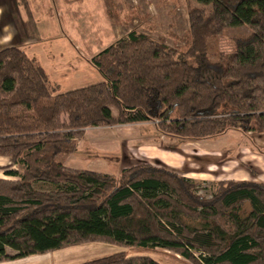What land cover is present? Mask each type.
Segmentation results:
<instances>
[{
  "label": "trees",
  "instance_id": "trees-1",
  "mask_svg": "<svg viewBox=\"0 0 264 264\" xmlns=\"http://www.w3.org/2000/svg\"><path fill=\"white\" fill-rule=\"evenodd\" d=\"M196 1L211 10L190 9L187 51L132 30L92 58L103 80L83 87L63 91L23 48L0 50V156L23 167L0 178V262L106 242L194 264H264L263 181L223 179L207 196L159 161L116 176L58 160L92 126L154 123L184 142L264 134V0ZM244 26L250 34L213 60L210 39ZM78 264L162 263L120 250Z\"/></svg>",
  "mask_w": 264,
  "mask_h": 264
},
{
  "label": "rangeland",
  "instance_id": "rangeland-1",
  "mask_svg": "<svg viewBox=\"0 0 264 264\" xmlns=\"http://www.w3.org/2000/svg\"><path fill=\"white\" fill-rule=\"evenodd\" d=\"M143 1L150 4L152 13H156V21L152 25H147L145 13L138 15L136 10L131 11L129 4L122 8L118 0H105V12L134 26V30L142 32L148 30V34L153 38L176 47L180 52L187 51L191 44L188 20L190 9L197 7L206 10L207 13L211 10V5L196 0ZM134 15L142 18L143 23L140 19L133 23ZM154 19L152 15L151 20ZM250 32L248 26L230 28L223 35L211 38L210 57L218 60L220 52L234 50V37H246ZM56 43L55 50L60 54L65 51L73 52L75 48L65 38H60ZM59 77L55 82L61 84L59 86L63 91L103 80L102 75L92 65L80 69L79 73L69 74L68 79ZM111 109L114 115H117V109L115 107ZM58 160L64 164H72L76 168H87L116 176L121 174L122 169L144 162L142 160L157 164L160 162L184 173L187 177L202 181L200 192L208 196L222 179L248 177L250 180L264 182V134H243L231 130L217 139L184 142L182 138L162 134L154 123L92 126L86 129L85 137L79 140L77 152L64 154ZM10 162L5 166V170L0 172L2 178L12 177L6 174L11 168L22 171L21 165ZM1 163L3 162L0 161ZM35 186L39 189H50V185L42 182L36 183ZM120 250H127L130 255H150L162 264H194L171 250L125 248L106 242L69 245L44 254L5 260L0 264H78ZM7 251L10 255L16 254L12 249Z\"/></svg>",
  "mask_w": 264,
  "mask_h": 264
},
{
  "label": "crops",
  "instance_id": "crops-1",
  "mask_svg": "<svg viewBox=\"0 0 264 264\" xmlns=\"http://www.w3.org/2000/svg\"><path fill=\"white\" fill-rule=\"evenodd\" d=\"M104 2L105 0H0V50L10 46L23 48L42 65L51 82L59 86L61 84L55 82L59 76L68 79L69 74L79 73L85 66L92 65L95 68L93 57L134 30V26L105 12ZM118 2L122 8L129 4L131 11L136 10L138 15L145 13L147 25L156 21V13L151 12V6L147 2ZM151 14L154 20H151ZM133 18V23L140 19L135 15ZM140 21L143 23L142 18ZM144 32L149 33L148 30ZM60 38H65L74 45L73 52L65 51L60 54L55 50ZM0 161L3 162L0 164V172H3L11 160L0 156ZM65 165L76 168L72 164ZM11 178L14 177L6 179ZM237 179L247 180L248 177Z\"/></svg>",
  "mask_w": 264,
  "mask_h": 264
}]
</instances>
